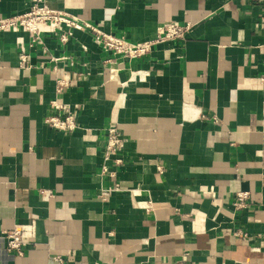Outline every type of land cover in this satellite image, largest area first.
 <instances>
[{"label": "crops", "instance_id": "obj_1", "mask_svg": "<svg viewBox=\"0 0 264 264\" xmlns=\"http://www.w3.org/2000/svg\"><path fill=\"white\" fill-rule=\"evenodd\" d=\"M48 5L134 44L189 30L134 59L88 32L64 46L45 27L42 45L0 32V264H264V2ZM28 8L0 0V17ZM55 99L76 112L73 132L46 125ZM109 125L125 139L121 164L107 163L115 181L101 172ZM14 227L27 229L21 257L5 249Z\"/></svg>", "mask_w": 264, "mask_h": 264}, {"label": "built area", "instance_id": "obj_2", "mask_svg": "<svg viewBox=\"0 0 264 264\" xmlns=\"http://www.w3.org/2000/svg\"><path fill=\"white\" fill-rule=\"evenodd\" d=\"M28 2V11L10 17H0V32H25L29 35L32 44L42 45L41 27L48 29L50 35L60 44L65 45L73 37L74 31L88 32L94 43L103 52L110 53L113 56L120 55L127 59L141 58L149 54L152 47L158 43L168 40L183 39L189 30V24L180 25L170 23L158 28L156 37L153 40L134 44L128 42L123 37H117L112 34L105 33L94 26L81 22L78 18L59 9L49 7V0H26ZM252 3H262L264 0H247ZM261 24L264 25V16L260 18ZM21 65L26 61L27 55L22 53L20 56ZM59 59H53L54 62ZM72 64V62H71ZM54 71H58L54 68ZM264 82V78L262 79ZM69 86V80L56 79L55 90L57 94H62L64 89ZM51 108L54 110L52 115L45 119L46 125L62 132H73L77 128L76 112L71 111L68 105L60 103L58 100L50 102ZM125 139L118 129L109 125L105 133V144L103 151V165L101 167L102 174L108 175L115 181L116 172L107 166V163L113 162L115 166L121 164L118 158L119 152L123 149ZM119 190V185L112 182L111 185L101 192V198L106 200L111 194ZM50 192L44 191L43 197H48ZM248 193L240 192L236 194V199L233 205L237 209L244 208ZM5 249L8 252H13L21 257L24 254V248L27 245V229L25 227H14L13 229L4 232ZM235 236H240L242 233L237 231ZM173 264H185L183 261H177Z\"/></svg>", "mask_w": 264, "mask_h": 264}]
</instances>
